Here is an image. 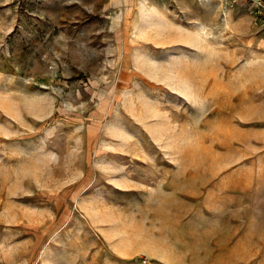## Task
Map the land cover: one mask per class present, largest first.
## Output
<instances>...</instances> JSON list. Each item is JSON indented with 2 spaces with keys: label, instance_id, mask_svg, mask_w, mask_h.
<instances>
[{
  "label": "rangeland",
  "instance_id": "obj_1",
  "mask_svg": "<svg viewBox=\"0 0 264 264\" xmlns=\"http://www.w3.org/2000/svg\"><path fill=\"white\" fill-rule=\"evenodd\" d=\"M191 2L0 0V264H264V0Z\"/></svg>",
  "mask_w": 264,
  "mask_h": 264
},
{
  "label": "crops",
  "instance_id": "obj_2",
  "mask_svg": "<svg viewBox=\"0 0 264 264\" xmlns=\"http://www.w3.org/2000/svg\"><path fill=\"white\" fill-rule=\"evenodd\" d=\"M192 2L190 3V5H187L188 8L190 9H202L204 4H205V0H191Z\"/></svg>",
  "mask_w": 264,
  "mask_h": 264
}]
</instances>
